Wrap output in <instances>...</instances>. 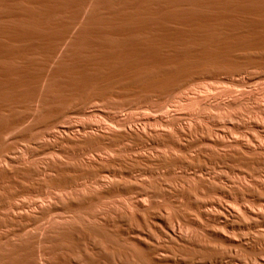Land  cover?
Returning <instances> with one entry per match:
<instances>
[{
	"label": "rangeland",
	"instance_id": "374dc122",
	"mask_svg": "<svg viewBox=\"0 0 264 264\" xmlns=\"http://www.w3.org/2000/svg\"><path fill=\"white\" fill-rule=\"evenodd\" d=\"M0 1V10L6 11L5 17L0 18V25L3 24L1 28L13 22L15 24L16 20L18 22L17 16H9L10 10H7L18 0ZM30 2L27 7L31 10L45 8V2ZM122 3L116 2L113 5L116 6L108 10L120 16L134 10L128 3ZM108 10L106 11L109 12ZM66 11L70 13H64ZM66 11L62 12V17L72 14L71 9ZM106 26L116 32L122 25L109 21ZM120 36H104L102 41L108 46L105 45V48L114 50L110 47L119 48L123 45L124 37ZM73 40L74 37L68 40L64 55L69 52ZM5 41L8 40L0 39V45L10 48L13 42L8 41L7 44ZM19 42L22 41L15 42L11 48L26 44L22 42L19 45ZM0 54V71L19 64L23 67L29 62L39 63L45 59V53L42 55L36 50L20 52V57L16 54L15 59H5L1 52ZM63 54L59 56L60 59ZM59 58L56 61L59 62ZM4 63L9 64L7 66ZM115 79L116 77L113 81ZM100 92H91V95L76 101L65 113L51 118V123L40 125L34 132L30 127L38 120L39 117L36 116L27 117L11 131L13 138L9 147L0 152V168L10 170L7 177L0 180V264H264V60L255 56H238L219 65L195 69L181 77L173 86L153 91V95L151 92L136 90ZM137 92L138 94H134ZM17 107H13L16 108L15 113L13 109V112L0 110V120L5 119L4 116L17 117L33 110L27 105ZM6 113L11 115L6 116ZM167 120L169 123L171 121V125L165 123ZM129 126L144 127L154 134L168 133L164 137L180 130L185 136H176L177 141L173 144H169L172 143L170 141L166 143L161 138L157 142L136 138L118 139L122 129ZM102 131L116 133V141L96 139L87 147H77L76 150L81 151H73L70 136H81L84 133L86 136H95ZM212 137L214 141L211 140ZM141 152L152 154L155 158L166 155V159H169L172 156L175 157V163L170 160V164L167 161L164 162L166 165L162 163L155 168L145 163L134 167L130 163L124 165L114 162L119 156L126 158ZM81 154L103 160L99 166L107 169L85 172V175L77 178L78 185L70 182L66 185L63 181V186L58 179L57 167L63 165V162V166H68V163L72 166L73 161H78ZM54 161L59 166H55ZM111 161L114 162L112 166ZM77 165L75 167L79 168ZM107 165L111 167L109 172ZM53 180L58 181L56 183ZM105 187L118 190L112 195L107 194L103 199V196L100 197V202L98 199L90 205L79 207L80 209L75 206V198L78 200L81 194L89 196L91 192L101 193ZM195 188L198 194L192 193ZM10 190L15 192L12 202L6 194ZM144 210L159 218L158 222L154 223L155 219L149 220L150 223L142 219H134L132 223L126 220L125 212L142 213ZM31 218H34L33 221ZM109 219H112L111 222L114 223L111 224L114 225H107L106 221ZM171 227L178 231L176 235L168 232ZM72 230L85 232L87 237L72 238L68 236V232ZM196 239L205 243L199 244ZM29 248L34 249L30 250L32 253L35 251L34 255L26 250ZM20 249L22 254H19ZM148 256L158 260L149 259Z\"/></svg>",
	"mask_w": 264,
	"mask_h": 264
},
{
	"label": "bare ground",
	"instance_id": "6f19581e",
	"mask_svg": "<svg viewBox=\"0 0 264 264\" xmlns=\"http://www.w3.org/2000/svg\"><path fill=\"white\" fill-rule=\"evenodd\" d=\"M38 1L43 2V3L45 2L44 4L45 8H43L44 6H42L43 9L39 11L34 10V9L31 10L29 6L27 7L30 0H18L17 3H15L16 1L15 2L13 1L15 5L13 6L11 5V7L10 8L8 7L7 10H10L9 16H11V14L15 15L17 16L16 18H18L19 21L17 22L16 20L15 24H13L14 23L13 22L8 26H4V28H1V25L3 24L0 25V39H6L10 43L13 42V44L18 41L26 42L27 44L26 45L25 43H23L25 44V46L22 45L23 47L20 46L19 48L16 45L17 48L13 47L14 49L11 48L13 44L12 46L10 45L11 46L10 48L4 47L5 49L0 45V48L2 47L0 49V52L2 53L5 59L14 58L16 57L15 56L16 54H19L20 52H27L28 50H32V51L36 50L37 52L42 53V55H44L43 53H45V59L44 60L42 59V61L39 63L36 62L37 64L33 62L32 63L29 62L26 66L22 67L19 64L20 62L18 61L19 60L18 59L16 60V62L18 61L17 63L19 64L17 65V67L10 66V68L8 69L4 68L5 70L2 69V71H0L1 72L0 73V110L10 111L13 109L14 106L19 107V105H21V107L22 105L24 106L27 105L28 107L33 108V110H30V112L26 111V113H23V114L21 113L22 115L20 114V116H17V117H10L8 115H11V114L7 115L6 113V116L8 117L4 116L5 119L0 120V152H2L5 148L9 147V143L13 138L12 137L13 134L11 133V131H13V129L15 128L14 126H17L18 123L22 122V120L24 121L27 117H33V116L39 117L38 120H36L33 124L31 123L32 127L30 128L33 129L32 132H34V130L36 131V129H38L40 125L50 122L51 118L53 119V117L56 118V116L58 117L62 115L68 110L70 105H73V103L75 104L76 101L79 102L78 100L86 97L91 92L101 91L104 93V92H112L115 90H122V91L123 90H136V91L151 92V94L153 95L152 93L153 91L157 92V90H163V89H167L173 86L181 77L189 74L190 72H192V70H195V69H203L206 67L219 65L223 61L230 60V59L232 60V59L237 58L238 56H246V57L255 56V57H259L264 60V0H38ZM38 1L36 0V2ZM116 2H120V3L126 2L129 5H131L134 10L131 11V13L124 14L122 16H120L117 13H113V12L111 13L108 9L110 8L112 9V6L116 4ZM2 3H3V0H2ZM0 4H1V1H0ZM7 4H9V2ZM32 4L30 6H32ZM120 5L121 4H119V6ZM35 6H37V4ZM35 8H38V7H35ZM4 9L6 8L4 7ZM66 9L68 10L71 9L72 14L62 17L63 16L62 12L64 10L66 11ZM106 10H108L109 12H107ZM1 12H0V18L2 19L3 17H5L4 13H6V11L5 12L1 11ZM68 12L66 11L64 13H68ZM1 21L2 20H0V22ZM109 21L120 23V25L122 26L119 29H117L115 32L114 30L107 28L106 25L109 23ZM108 34H116V35L118 34V36L119 35L123 36L124 44L121 45L119 48H115L112 46L110 48H113L114 50H110L109 48H107L108 46L105 44V42L102 41L103 37ZM72 37H74V40L72 44L70 45L71 48L69 52L66 53V55H64L65 54V53L63 54L64 48L68 40L71 39ZM8 41H5V42L7 43ZM126 41L129 43H125ZM22 42L21 43L19 42L20 43L19 45H21ZM105 45L107 46L106 48H105ZM62 54L63 56L60 59L59 56ZM18 57H20V54ZM58 58L60 59L59 62L56 61ZM4 61L5 60H3V62ZM8 64L6 63L5 65L8 66ZM114 77H116L115 79L116 81H113ZM111 78H112V81H111ZM156 92L154 93L156 94ZM103 93H102V96H104ZM159 93L160 92L158 91V94ZM134 94H138V92ZM146 95H150V94H144V96ZM229 103L231 102L229 101ZM13 110L15 113L16 108ZM165 123L167 125L169 124L171 125V121L169 123L167 120ZM124 125H127V123ZM122 130L123 132H121L120 135L117 137L118 139L121 137L120 139L122 140L123 138H133V139L136 138V139H140L143 141H150V142L151 141L157 142V140L158 141L166 140V143H169L168 141H170L172 143H169V144H173L175 143L176 136L181 137V138L183 135L185 136V133L183 132L181 133L180 130L174 131V133L172 131L173 134L171 136H165V137L163 135H166L168 133L166 134L161 133L162 134L161 135V134H157L156 132V134H154L150 130L145 129L144 127L138 128V126L137 127L129 126L127 128L125 127V129H122ZM77 135L76 136L73 135V137L70 136L71 138L69 137L70 139L67 138V140L69 139V141H71V144L73 146V151L79 152L81 151V149L79 150H76V149L83 147V146L85 147L88 144L90 145L92 142H95L96 139L97 140L101 139L102 141L109 140L108 142H110V140H114L116 138L115 136L117 134L114 132H109V131L103 132L102 131L98 135L96 134L97 135V136L95 135L96 137L90 136V134H88L89 136H86L87 134L85 135V133L81 136H77ZM159 138H161V140ZM211 140H213V137ZM159 143L158 145H160ZM183 144H185V142ZM250 145L252 146V144ZM224 152H227V151H224ZM233 154L234 153H232V155ZM159 156L155 158L154 156H152V154L146 155V154H142L141 152L137 154L134 153L133 155H130L128 157L126 156V158H122L123 156L122 157L119 156V158L115 157L116 159L114 160V162H117L118 164H124V165L130 163L134 167L135 166L137 167V165L141 166V164L143 165L145 163L148 166L149 165L152 167L155 166L156 168V166H161L162 163L163 165L167 164V163L164 164V162H167V161L169 162L170 160L174 161V158H175L174 156H173L174 158H172V156L171 157L169 156L170 158L166 159V155H164L163 157L161 156L159 157ZM249 157H251V155ZM104 158L105 157H103V159ZM72 159H75V158H72ZM104 160H107V159L105 158ZM102 161L97 158L95 159V157L93 158V157H88L84 155L82 156L81 154L79 156L78 161H75L76 163L79 162L77 164H80V166L77 165L73 161L72 166L71 164L69 165V163L67 164L68 166L66 165L63 166L64 165V162H63V165H60L63 167L60 168V166L57 165L58 163L57 162L56 165L59 167H57L56 170L58 171L57 173L59 174V175L57 174L59 182L61 180L62 182L64 181L65 184L68 182H70L71 184H75V183L77 184L79 182L77 181L78 180L77 178L80 175L84 174L85 172L88 173L89 171H93L96 169L98 170L101 169L102 171L105 168L104 166L103 167L99 166L100 164L102 165ZM171 162H169V164ZM53 163L55 165V161ZM74 163L77 166H79V168L75 167L76 165ZM113 163L111 164V166L113 165ZM54 165L52 166L55 169L56 165L55 166ZM73 165L75 166L73 167ZM119 166H123V165H119ZM106 167H108V165ZM50 168L52 167H49V169ZM109 168L111 167L110 166L108 167V172H109ZM129 168H132V167H129ZM6 169L7 168L1 169L2 171H0V180L1 179L4 180V178L7 177L8 172H10V170L7 171ZM26 169L28 168L26 167ZM144 169H145V166H144ZM57 181L55 182L57 183ZM111 181H113V179ZM62 182L61 184H63L64 186L65 184L64 182L63 183ZM132 182L133 180L131 181V183ZM107 183H108V180H107ZM136 184H138V182ZM110 186L108 185V187ZM104 189L105 190L102 191L101 193H99L100 191H98V193L91 192V195L89 196L88 194H86L87 196H85V194L84 196H81L82 194L81 195L79 194L80 197H78V200L77 198H75L77 200V201L75 200L76 202L75 206H78V209H80L83 206H87V205H90L96 202L100 197L103 196L101 198L103 199L105 198L104 196H106L107 194L112 195L118 190V188L117 189L116 188L106 189V187ZM195 189L193 190V192L192 191L191 192L193 194L197 192L198 194V190L196 189L195 191ZM6 194L10 198L9 200H11L12 198H14L15 192L13 190L12 191L10 190V191H7ZM101 199H99V202ZM141 205H143V203H141ZM44 210H46V208H44ZM251 212L254 213L253 211ZM125 213H126V218H127L126 220H128L129 223H132L134 219H140V220L142 219L148 222L149 220L151 221L152 219L153 220L155 219L154 223H156L155 221L159 220V218H157L156 216H152L151 213L145 210L142 213L140 212L141 214L134 213L133 211H127ZM41 215L43 214L41 213ZM29 219L27 220L30 223ZM33 219L31 218L32 221ZM22 220H24V218H22ZM111 220L109 219L106 221L107 225H114V224H111V223H114L113 221L111 222ZM24 222L26 223V220H24ZM117 227L116 229H118ZM168 232L171 235H176V232L178 231H175L174 227H171L170 229H168ZM68 233H67L68 236L70 235L72 238H74L75 236H76L75 238L79 236L87 237L85 232H80L79 230L78 231L72 230V232H68ZM64 234L65 233H63V235ZM178 236H179V233H178ZM183 239H184V236H183ZM25 242L27 243V241ZM197 243L204 244L205 242L203 243L201 240H198ZM13 249H16V248H13ZM26 250L30 251L31 249L29 248ZM15 251L12 253H15ZM20 253H21V249H20L19 254ZM154 258L149 257V259H154ZM10 259L12 258L10 257ZM34 259H36V257ZM154 260L157 261L158 259L157 260L154 259ZM154 260L153 262H155ZM36 263L38 264V262Z\"/></svg>",
	"mask_w": 264,
	"mask_h": 264
}]
</instances>
